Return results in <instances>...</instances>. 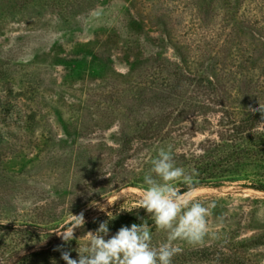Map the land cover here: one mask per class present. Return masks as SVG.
<instances>
[{
	"label": "rangeland",
	"instance_id": "rangeland-1",
	"mask_svg": "<svg viewBox=\"0 0 264 264\" xmlns=\"http://www.w3.org/2000/svg\"><path fill=\"white\" fill-rule=\"evenodd\" d=\"M260 104L264 0H0V224L45 234L0 231V264L78 259L89 233L65 243L59 232L73 215L94 232L140 206L161 148L178 167L264 148ZM167 118L153 141L138 138ZM215 176L186 191L216 202L210 235L172 242L173 261L264 264V154ZM149 226L154 247L168 243ZM40 243L55 257L27 261Z\"/></svg>",
	"mask_w": 264,
	"mask_h": 264
},
{
	"label": "clouds",
	"instance_id": "clouds-1",
	"mask_svg": "<svg viewBox=\"0 0 264 264\" xmlns=\"http://www.w3.org/2000/svg\"><path fill=\"white\" fill-rule=\"evenodd\" d=\"M264 114V105L258 109ZM152 174H146L147 185L140 201V208L145 209L154 220L157 229L168 234V243L159 247L152 245L151 229L147 221L133 223L130 227L122 226L115 235H109L108 221H103L98 230L88 232L91 239L88 247L78 252V259L70 258V251H61L65 264H173L174 257L182 249L174 246L177 240L189 244L203 243L210 235L208 217L216 202L205 203L199 199H189V192H182L178 187L183 183L190 190H195L196 175L194 170L176 166L173 148H161L156 158L151 161ZM66 230L59 232L65 243L74 239V232L84 226L83 213L73 215ZM59 250V249H58Z\"/></svg>",
	"mask_w": 264,
	"mask_h": 264
},
{
	"label": "trees",
	"instance_id": "trees-1",
	"mask_svg": "<svg viewBox=\"0 0 264 264\" xmlns=\"http://www.w3.org/2000/svg\"><path fill=\"white\" fill-rule=\"evenodd\" d=\"M173 64V63H172ZM189 79V78H188ZM181 81L184 80V78L180 79ZM180 81V82H181ZM179 82V83H180ZM190 82H194V79L190 77ZM258 115L254 114L247 118L241 125L244 128L248 129H253L255 123L258 120ZM169 122V119H164V124L158 125L156 122L154 123L153 120L149 121L143 130H141L138 134V138L141 139L142 141L148 143L150 141H153L156 137H158L165 129L167 126V123ZM257 148V147H256ZM259 154H264V148H257V149H239L237 151L233 150L230 154L223 156L222 158H219V162L217 164H209L208 162L205 163L204 166L199 164V166L194 167L190 164H183L181 167H184L187 170H194L197 175H196V186H199L203 183L209 182V181H214L217 176H215L217 173H223L224 171H229V167L232 164H239L241 165L243 163V159L246 157L254 158L257 157ZM184 157V156H181ZM224 164V165H223ZM187 165V167H185ZM191 167V168H190ZM181 185H184L183 183H180ZM182 192H186L190 190L187 186H183L180 188ZM108 223V230H109V235L105 237V239L111 238V236L115 235L116 232L122 227V226H128L130 227L131 224L136 223L140 224L142 221H147L148 224L150 225L153 221V218L150 214H147L145 209L140 208V206H136L132 209H129L126 212H123L119 214L116 218L107 220ZM93 225L91 224H84L83 227L76 229L74 232V237L75 238H80V239H85L88 236V232L91 231ZM67 228V227H66ZM66 228L64 230H66ZM17 228L12 225H4L0 224V231H5V232H16L19 234H27L31 236L38 235L39 233L44 234V230L42 228H38L35 225H31L30 228ZM48 235H51L50 233H47ZM45 235V234H44ZM53 235V234H52ZM55 241H61L64 242L62 238H56ZM39 246H35V248L30 249L31 252L26 254V259L27 261L37 263L40 261H47L48 258H53L55 257V254L53 252L55 251V246H50L49 245H42L36 244ZM176 262L177 264L179 261H173ZM236 264H244L240 262H236Z\"/></svg>",
	"mask_w": 264,
	"mask_h": 264
}]
</instances>
